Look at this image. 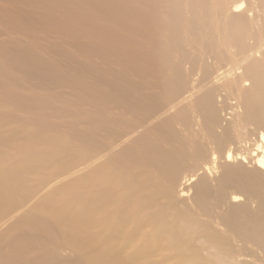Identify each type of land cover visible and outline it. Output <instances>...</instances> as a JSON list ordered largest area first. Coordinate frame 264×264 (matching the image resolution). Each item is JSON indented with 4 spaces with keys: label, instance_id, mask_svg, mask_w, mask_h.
<instances>
[{
    "label": "bare ground",
    "instance_id": "6f19581e",
    "mask_svg": "<svg viewBox=\"0 0 264 264\" xmlns=\"http://www.w3.org/2000/svg\"><path fill=\"white\" fill-rule=\"evenodd\" d=\"M0 264H264V0H0Z\"/></svg>",
    "mask_w": 264,
    "mask_h": 264
}]
</instances>
